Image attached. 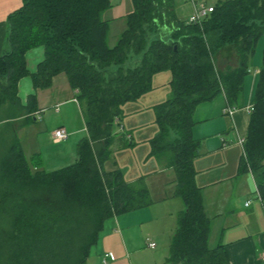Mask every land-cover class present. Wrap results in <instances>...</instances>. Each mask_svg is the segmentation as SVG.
Listing matches in <instances>:
<instances>
[{
	"label": "trees",
	"instance_id": "trees-1",
	"mask_svg": "<svg viewBox=\"0 0 264 264\" xmlns=\"http://www.w3.org/2000/svg\"><path fill=\"white\" fill-rule=\"evenodd\" d=\"M112 1L23 0L8 19L0 123L31 113L18 97L22 78L31 76L35 89H48L65 74L89 139L78 144L77 163L46 172L34 170L12 132L0 156V264H87L107 220L152 203L142 180L127 184L103 167L122 107L152 91L154 76L163 72L171 74V97L155 108L159 132L152 154L174 170L175 194L184 203L166 264H228L224 246L209 245L211 223L194 168L200 143L192 134L193 116L198 105L220 94L229 106L244 107L246 81L263 43L241 170L252 172L264 199V0L220 1L202 24L181 19L175 0H132L126 29L110 47V22L102 14ZM39 46L44 60L30 74L25 55ZM224 52L234 56L235 67L219 68Z\"/></svg>",
	"mask_w": 264,
	"mask_h": 264
},
{
	"label": "crops",
	"instance_id": "crops-1",
	"mask_svg": "<svg viewBox=\"0 0 264 264\" xmlns=\"http://www.w3.org/2000/svg\"><path fill=\"white\" fill-rule=\"evenodd\" d=\"M198 1L214 7L213 1L224 0ZM175 3L178 16L188 19L192 13L191 4L185 0H175ZM22 6L23 0H0V57L9 48L8 19ZM262 50L263 45L260 52L258 47L253 61L258 70L253 68L246 81L244 107L238 108L233 118L224 115L228 106L224 94L198 105L193 116L192 134L200 143L194 168L197 186L202 189L205 213L211 223L209 245L212 248L223 245L228 264H264V199L252 172L241 170L244 152L238 145V139H245L248 133ZM25 60L30 74H35L44 60V48L30 49ZM164 78L170 85L171 74ZM18 97L31 113L0 123V133L11 128L18 134L34 170L54 172L77 163V146L82 140L89 139V133L77 92L71 88L67 76H56L48 89H35L31 76L24 77L18 85ZM128 109L130 118L119 121L118 136L110 147L111 154L103 170L120 174L127 184L142 180L152 203L107 220L87 264H103L107 253L113 255L107 264H166L177 215L184 209L182 198L175 194L174 170L167 161L152 154L151 141L158 133L153 125L156 116L149 114L147 121L151 130L138 129L142 123L141 110L134 106ZM60 128L67 130L69 139L54 142V132ZM152 167H158L157 172H152ZM157 222L156 231L143 227ZM159 239L164 244L160 249ZM150 243H155L156 247L150 248Z\"/></svg>",
	"mask_w": 264,
	"mask_h": 264
},
{
	"label": "rangeland",
	"instance_id": "rangeland-1",
	"mask_svg": "<svg viewBox=\"0 0 264 264\" xmlns=\"http://www.w3.org/2000/svg\"><path fill=\"white\" fill-rule=\"evenodd\" d=\"M215 2L216 1H213L214 4H216ZM112 5H113L112 8H110L109 10L105 11L102 14V20L110 22L109 33H108V37H107V42H108V45L110 47H114L116 45V43L120 39L121 35L125 31V29H126V17L133 10L132 0H113ZM186 10L188 11V8H186ZM187 13H190V12H187ZM262 45H263V43H260L259 52L261 50ZM218 59H219V61H218L219 65L218 66L220 69H225V67L227 65L231 66V67L236 66L235 61H234L235 58L230 52H224L223 54L219 55ZM222 59L229 60V61L224 63L221 61ZM136 64H137L136 59H133L130 61L131 66H134ZM254 68L257 69L256 67H254ZM157 75H159V78L156 77ZM157 75L154 76V78H153V82H152L153 83V90L152 91L146 93L145 95H143L138 100L129 102L122 107L124 118L126 120H128V118H130V109H128L129 107L134 106V108L136 110H141V113H142L141 121H142V123L138 126V129L142 128L143 130H151L152 128L149 129L150 123L147 121V120H150L149 114L153 113V115L155 116V108L157 106H159L161 103L165 102V100H167L168 98L171 97L170 85L167 84V79L164 78V75L170 76V74L168 72H163V73H159ZM155 124H156V122H154L153 125L155 128H157V130L159 132L158 125L156 124V126H155ZM31 131H32L31 133L33 134V131H35V128L31 129ZM11 132H12L11 128H9V129H5V132L0 133V156L3 154V147L5 145L9 144V141L13 135V134H11ZM55 144H57V143H55ZM132 147L136 148V145H133ZM28 159L31 160L29 157H28ZM69 164L70 163H68L67 165H63V166H68ZM158 164H159V162H158ZM159 166H160V164H159ZM157 168L158 167H156V169ZM156 169H155V167H152L151 170H152V172H157ZM173 203H175V202L173 201ZM147 224L148 225H146V224L143 225V227L146 229L152 228L153 230L156 231L158 228L159 222H157L155 224H152V223H147ZM157 243H159V246H160L159 249L161 247L162 248L164 247L163 240L159 239V241H157Z\"/></svg>",
	"mask_w": 264,
	"mask_h": 264
},
{
	"label": "built area",
	"instance_id": "built-area-1",
	"mask_svg": "<svg viewBox=\"0 0 264 264\" xmlns=\"http://www.w3.org/2000/svg\"><path fill=\"white\" fill-rule=\"evenodd\" d=\"M185 1L190 3L192 8V13L187 19L189 24H202V22L214 11L213 7H208L204 2L198 0H185ZM237 110L238 108L228 105L224 109V115L233 118ZM68 139H69V133L67 132L66 129L60 128L54 132L55 142H65ZM244 143H245V139L242 138L238 139V145L242 148L243 152H244ZM149 246L150 248H155L156 244L150 243ZM112 257L113 255L111 253L105 254L103 259V264H107L108 260L112 259ZM262 261H264V254L262 256Z\"/></svg>",
	"mask_w": 264,
	"mask_h": 264
}]
</instances>
